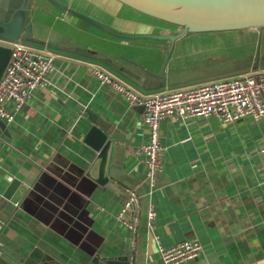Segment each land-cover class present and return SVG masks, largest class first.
<instances>
[{"label": "crops", "instance_id": "0c3cea01", "mask_svg": "<svg viewBox=\"0 0 264 264\" xmlns=\"http://www.w3.org/2000/svg\"><path fill=\"white\" fill-rule=\"evenodd\" d=\"M56 1L106 30L47 0L27 4L23 26L30 35L23 32L22 41L51 52L54 68L48 86L22 109L6 107L13 121L0 125V264H105L103 258L129 247L131 234L115 219L127 190L139 200L130 264H161L158 246L186 240L198 241L202 252L183 264H264V120H161L162 169L149 191L138 152L148 139L145 111L101 86L92 68L110 72L142 95L211 80L198 79L201 73L190 64L166 60L170 40L116 35H175L146 29L119 1ZM23 2L0 0V20H9ZM81 107L98 116L112 138L102 187L85 175L96 153L83 143L90 124ZM13 179L32 186L16 204L6 197ZM125 217H132L130 211Z\"/></svg>", "mask_w": 264, "mask_h": 264}, {"label": "built area", "instance_id": "2783aa9c", "mask_svg": "<svg viewBox=\"0 0 264 264\" xmlns=\"http://www.w3.org/2000/svg\"><path fill=\"white\" fill-rule=\"evenodd\" d=\"M0 45L11 49L9 61L0 77V120L10 124L13 116L6 107L11 105L13 110H20L37 90L48 86V76L53 71L55 56L46 49L23 41L8 42L0 39ZM92 69L101 86L122 96L129 105L144 108L148 139L138 152L144 156L149 191L155 187L156 176L162 169L163 149L159 143L161 120L185 121L208 116H217L224 124L247 116L254 121L264 120V69L229 80L155 95L140 94L129 84L98 66ZM260 152L264 154V147ZM127 193L128 199L122 204L115 219L131 234L128 249L132 252L135 247L139 200L133 191L127 190ZM131 210L132 217L126 219L125 214ZM154 217L155 213L149 206L147 218L153 221ZM201 252L202 246L196 240H186L171 247L158 246L161 264H183L198 257ZM129 257L131 260L132 256Z\"/></svg>", "mask_w": 264, "mask_h": 264}, {"label": "water", "instance_id": "95a60500", "mask_svg": "<svg viewBox=\"0 0 264 264\" xmlns=\"http://www.w3.org/2000/svg\"><path fill=\"white\" fill-rule=\"evenodd\" d=\"M58 10L67 12L81 20L106 30L104 25L58 3L56 0H47ZM133 10L148 16L183 26L181 32L176 35H153V34H117L127 40H174L187 32L204 31H235L250 28H264V0H117ZM29 0H24L22 8L13 13L7 21L0 20V39L15 42L24 40L23 32L29 36L30 27L23 26L24 14ZM191 25L198 26L192 27ZM11 49L0 45V77L9 61ZM144 111L142 106H135ZM90 126L83 137V143L91 148L96 156L86 170L88 179L98 186H105L108 182L106 176L112 138L105 128L99 125L98 116L89 109L80 108ZM1 128L4 122L0 121ZM32 186H21V182L13 179L7 190L6 197L11 198L15 204L26 196ZM17 191V195H13ZM133 213V210L130 211ZM105 264H130L128 259V244L118 256L103 258Z\"/></svg>", "mask_w": 264, "mask_h": 264}, {"label": "rangeland", "instance_id": "374dc122", "mask_svg": "<svg viewBox=\"0 0 264 264\" xmlns=\"http://www.w3.org/2000/svg\"><path fill=\"white\" fill-rule=\"evenodd\" d=\"M130 17L143 22L146 29L156 27L157 32L171 30L176 35L183 29L181 25L159 20L133 9ZM167 48L166 60L180 66H194V72L201 73L198 79L211 80L209 83L264 69V28L190 31L170 41ZM179 79L185 80L186 77L180 76Z\"/></svg>", "mask_w": 264, "mask_h": 264}, {"label": "bare ground", "instance_id": "6f19581e", "mask_svg": "<svg viewBox=\"0 0 264 264\" xmlns=\"http://www.w3.org/2000/svg\"><path fill=\"white\" fill-rule=\"evenodd\" d=\"M192 27H197L198 28V26H195V25H191Z\"/></svg>", "mask_w": 264, "mask_h": 264}]
</instances>
